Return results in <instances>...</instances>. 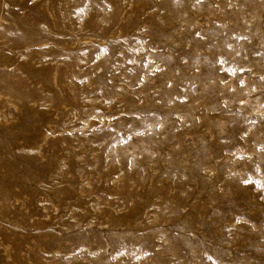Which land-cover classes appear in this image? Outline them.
<instances>
[{
	"label": "rangeland",
	"instance_id": "374dc122",
	"mask_svg": "<svg viewBox=\"0 0 264 264\" xmlns=\"http://www.w3.org/2000/svg\"><path fill=\"white\" fill-rule=\"evenodd\" d=\"M0 264H264V0H0Z\"/></svg>",
	"mask_w": 264,
	"mask_h": 264
}]
</instances>
